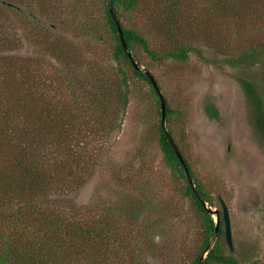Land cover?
<instances>
[{"label": "rangeland", "instance_id": "obj_1", "mask_svg": "<svg viewBox=\"0 0 264 264\" xmlns=\"http://www.w3.org/2000/svg\"><path fill=\"white\" fill-rule=\"evenodd\" d=\"M251 1L221 0L215 7L218 0H179L170 12L166 0H140L123 24L148 42L149 51L136 46L137 61L178 109L175 136L207 203L221 210L222 198L228 207L232 254L242 264H264V144L237 80L259 79L261 62L225 60L264 42V0ZM102 20L101 0H0V99L5 102L10 84L14 97L26 94L34 108L78 109L82 93L107 89L100 88L102 76L111 83L126 66L113 59L107 33L97 36L89 28L99 23L102 29ZM180 46L189 47L185 60L166 55ZM130 77L128 104L109 117L108 130H93L88 120L94 116L80 110L69 140L63 134L71 153L58 157L74 163L67 171L58 168L49 199L81 221H107V244L95 240L79 264H190L200 249V222L181 193L183 181L163 163L149 88ZM115 99L109 95L108 111ZM208 102L218 118L206 115ZM49 151L43 159L53 169Z\"/></svg>", "mask_w": 264, "mask_h": 264}, {"label": "trees", "instance_id": "obj_2", "mask_svg": "<svg viewBox=\"0 0 264 264\" xmlns=\"http://www.w3.org/2000/svg\"><path fill=\"white\" fill-rule=\"evenodd\" d=\"M139 1L111 0L113 10L120 21L126 44L136 60H138L135 55L136 46L148 50V42L135 28L125 26L123 20L124 14L134 10ZM101 2L104 18L101 22L103 28L100 29L99 23L94 28H89L93 29L97 36H100L102 30L109 36L113 59L126 66V69L118 68L121 77L117 80H110L112 82L108 83V77L102 76L100 88L106 86L107 89L103 88V91H98L99 88L96 87L92 92L82 93L78 109L71 106L66 107L64 104L56 107L34 108L29 104L26 94L24 96L17 95L15 98L13 92L10 91V84L5 86L6 93L3 96L5 102L1 100L3 91L0 92V264H79L80 257L90 254L95 240H98L100 245L107 244L110 232L103 225L104 222H107L105 219H103L104 222L92 221L91 224L81 221L74 216H69L66 210H56L55 204L53 200L49 199V196L54 193L52 184L58 181L55 175L57 170L66 168L65 171H67L68 166L74 163L72 157L67 161H62L58 157L63 152L71 153L70 144L63 143V134L69 140L68 138L75 131L73 121L79 118L80 110L94 116L93 120H88L91 126L93 125V130L100 133L108 130V127L114 123V119H109V117H114L117 109L122 110L128 104L130 91L127 89V82L132 81L131 74L149 88L150 98L155 105L154 111L159 118L155 134L163 163L174 178L183 181L180 188L181 193L191 201L200 222V249L190 264H198L199 258L213 234L215 225L213 217L195 196L160 125V101L157 91L148 77L135 70L131 65L121 45L116 24L108 11V0H101ZM241 2L246 4L252 1L241 0ZM178 3L179 0H166V11L172 12ZM213 4L215 7H219L221 0ZM188 50L189 47L180 46L176 51L166 55L185 60ZM225 60L234 66L261 62V70L257 73L260 74L259 79L258 76L256 80L240 76L237 80L246 100L249 122L258 139L264 144V42L249 45L239 55L226 57ZM7 80L8 83L11 82L10 77ZM109 95H112L113 98L116 97L115 109L111 111H108ZM145 101L142 100V102ZM165 101L166 128L185 159L199 194L204 201L209 203L208 193L191 170L175 136V120L178 109L172 108L166 99ZM204 111L209 118H218L217 108L212 103H206ZM20 119L21 121H19ZM21 122H24V128L18 130L17 124ZM40 136L43 138L41 141L38 139ZM42 143H46L51 148H45ZM48 149L50 150L49 154L55 160L52 165L55 166L53 169L48 167L49 165L46 166L45 163H48V160L44 162L43 159V152ZM65 163L67 166H64ZM63 184L64 182H62ZM202 264H242L227 246L222 218H220L216 240Z\"/></svg>", "mask_w": 264, "mask_h": 264}, {"label": "water", "instance_id": "obj_3", "mask_svg": "<svg viewBox=\"0 0 264 264\" xmlns=\"http://www.w3.org/2000/svg\"><path fill=\"white\" fill-rule=\"evenodd\" d=\"M107 8H108V11H109L113 21L116 24L117 31H118V36H119L121 45H122L125 53L127 54L131 65L133 66V68L135 70L140 71L143 74H145L148 77V79L150 80V82L152 83L154 89L157 91V94L159 96V101H160V125H161V127L163 129V132H164L168 142L170 143L173 151L175 152V155L177 156V158H178V160H179V162H180V164H181V166L183 168L185 177H186L189 185L191 186L195 196L197 197V199L200 202V204L213 217V220H214V223H215L214 231H213V234H212L210 240L208 241V244H207L206 248L203 250V252H202V254H201L200 258H199L198 264H202L203 259L206 257L208 251L212 248V246H213V244H214V242L216 240V237H217V234H218V229H219V224H220V218H222V221H223L224 235H225V240H226L227 246H228L230 251H233V239H232V232H231V227H230V217H229V211H228V207H227L226 203L223 201L222 198H219L220 205H221V210H219L217 208H212L206 201H204L202 199L201 195L199 194V192H198V190H197V188H196V186H195V184L193 182V179L191 177V174L189 172V169L187 167L185 159L183 158V156L180 153L178 147L176 146L172 136L170 135V133L168 132V130L166 128V125H165V107H166L165 97L162 94V92H161V90L159 88V85H158L154 75L148 69L143 67L136 60V58L133 56V54L131 53L130 49L128 48V46L126 44V41H125V38H124V34H123V31H122V28H121L120 21L118 20L115 12L113 10L111 0H108Z\"/></svg>", "mask_w": 264, "mask_h": 264}]
</instances>
